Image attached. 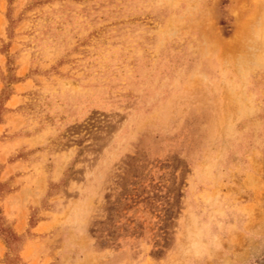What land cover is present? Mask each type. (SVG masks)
<instances>
[{"label": "rangeland", "instance_id": "1", "mask_svg": "<svg viewBox=\"0 0 264 264\" xmlns=\"http://www.w3.org/2000/svg\"><path fill=\"white\" fill-rule=\"evenodd\" d=\"M0 123L25 264H264V0H0Z\"/></svg>", "mask_w": 264, "mask_h": 264}, {"label": "trees", "instance_id": "2", "mask_svg": "<svg viewBox=\"0 0 264 264\" xmlns=\"http://www.w3.org/2000/svg\"><path fill=\"white\" fill-rule=\"evenodd\" d=\"M4 167L0 164V176ZM5 183L0 181V187L4 188ZM5 190H2V192ZM6 216L2 207H0V239H2L10 252L7 254L6 264H25L22 256L19 253V246L22 243L20 235L15 231L14 228L9 227L6 223ZM14 253V258H10L11 254ZM10 259V260H9Z\"/></svg>", "mask_w": 264, "mask_h": 264}, {"label": "crops", "instance_id": "3", "mask_svg": "<svg viewBox=\"0 0 264 264\" xmlns=\"http://www.w3.org/2000/svg\"><path fill=\"white\" fill-rule=\"evenodd\" d=\"M0 124H1V123H0ZM5 171H6V169H3L2 174H3V172H5ZM2 174H1V176H0V181H1V182L4 181L3 178H2Z\"/></svg>", "mask_w": 264, "mask_h": 264}]
</instances>
